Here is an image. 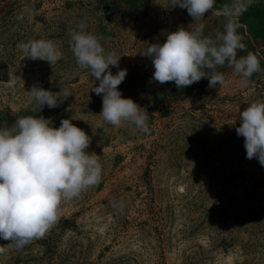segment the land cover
Returning a JSON list of instances; mask_svg holds the SVG:
<instances>
[{
	"label": "rangeland",
	"instance_id": "374dc122",
	"mask_svg": "<svg viewBox=\"0 0 264 264\" xmlns=\"http://www.w3.org/2000/svg\"><path fill=\"white\" fill-rule=\"evenodd\" d=\"M230 3L216 0L204 35L223 31L217 12ZM82 21L106 52L121 56L127 75L118 89L148 114V133L99 115L102 95L91 90L99 81L70 48ZM192 23L171 0H0V127L21 116H42L56 128L71 119L91 137L86 151L102 165L100 183L62 201L44 237L20 250L0 239V264H264V166L247 159L236 134L239 113L264 101V0H251L239 17L246 50L238 57L250 51L261 67L246 88L227 66L218 69L223 86L202 78L179 89L152 79L151 58L142 53ZM39 39L51 40L62 59L51 65L17 48ZM61 80L72 95L57 108L30 98L33 85L59 92ZM121 200L123 211L112 206Z\"/></svg>",
	"mask_w": 264,
	"mask_h": 264
},
{
	"label": "clouds",
	"instance_id": "9594fccd",
	"mask_svg": "<svg viewBox=\"0 0 264 264\" xmlns=\"http://www.w3.org/2000/svg\"><path fill=\"white\" fill-rule=\"evenodd\" d=\"M215 4L216 0H171L172 7L187 9L194 23L190 30L179 27L170 32L165 42L151 44L142 53L151 58L154 81L174 82L183 89L207 78L209 87L223 86L225 75L218 69L227 66L240 77V86L246 88L253 74L261 71L254 53L238 57V52L246 50L238 32L239 17L251 0H231L223 5L217 12L225 20L223 31L206 36L203 21ZM77 28L71 35L70 48L78 66L89 69L90 76L99 81L91 88L102 95L99 115L114 127L128 124L133 132L148 133V114L133 99L122 97L118 89L127 75L126 69H119L121 56L106 52L98 37L85 31V22ZM17 48L24 57L51 65L63 57L51 40L20 42ZM110 66L118 71L113 74ZM60 89L52 92L33 85L29 95L41 109H53L72 95L63 80ZM239 121L236 134L244 138L247 159L256 158L264 166V101L250 103L239 113ZM90 143L91 137L71 119H62L56 128L42 116H21L11 127H0V239L10 240L20 250L44 237L60 219L62 201L80 198L100 183L102 165L95 153L86 151ZM112 206L123 211L124 201ZM5 250L0 246V254Z\"/></svg>",
	"mask_w": 264,
	"mask_h": 264
}]
</instances>
